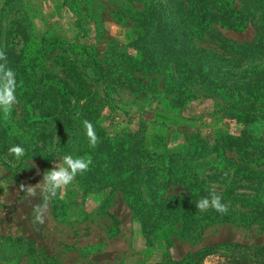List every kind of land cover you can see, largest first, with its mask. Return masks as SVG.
<instances>
[{"label":"rangeland","instance_id":"374dc122","mask_svg":"<svg viewBox=\"0 0 264 264\" xmlns=\"http://www.w3.org/2000/svg\"><path fill=\"white\" fill-rule=\"evenodd\" d=\"M88 2L90 23L83 24L84 27L79 30L74 27V13L62 4V0H0V33L3 36L10 28L17 27L32 36L29 38L31 46L38 44L39 48L35 71L36 77L42 78L41 85L51 82L57 92L62 85H68L78 90L77 95L82 94L78 98L70 94L66 96L73 112L92 96L91 104L98 110V117L92 124L98 137L96 145L101 141L102 146L103 138L107 136L128 141L130 148L124 152L126 159L122 165L128 168L127 174L131 179L138 183L139 186L133 183L135 188H145L153 183L150 171L135 177L134 173L137 172H132L139 160L142 145L153 151L164 143L171 151L172 146H179V142L186 139V142H192L195 152L190 153V147L184 148L183 154L187 151L191 159L183 157L182 160L189 162L190 167L195 165L188 169L187 174L200 185V190L203 189V196H199L198 201L210 198L213 190L221 196L224 189L222 176L210 165L217 164L219 167L222 161L219 157L215 158V151L206 146L209 142L222 143L223 139H233L244 126L243 122L219 121V99L207 95L200 86H194L199 97L170 109L167 100L169 94L160 89L157 78H131L140 74L130 65L136 55L135 48L140 44V37L148 39L150 35L149 30L143 34V29L136 26V15L132 12L140 10V4L134 0ZM252 2L233 1L234 7L239 10L244 6L249 10L255 7V19L250 17L246 27L240 31L214 25L227 39V45L246 44L256 38L260 23H264V0H258L255 4ZM131 3L135 6H129ZM75 37L77 40L72 42ZM55 39L62 41L57 44ZM82 44L91 46L96 59L106 68L105 76L97 78L85 72L79 61L75 60L74 52L68 47L78 51ZM197 44L222 52L217 39L210 40L205 35ZM227 49L222 53L225 57H228V53H225ZM64 59L72 64L73 72V68H65ZM258 59L264 62V55ZM75 72L82 78L74 76ZM130 86L137 87L139 91L132 92ZM46 105L42 103L41 107H31L26 104L19 107L15 102L10 112V115L13 112L11 117L15 120L18 113L23 111L22 118L26 119L23 124L26 130L24 136L31 134V140H37L38 149L30 150L19 158L8 151H0V264H174L187 259L189 255H197L204 247L222 243L240 245L246 250L264 249V218L249 217L240 222L218 216L205 225L197 237L188 235L178 217L170 211L176 208L172 205L187 196H182L184 186L174 181L164 188V194L169 193L172 197H166L168 200L164 206H155V223L149 229L143 227L134 215L132 204L139 197L134 187L135 190H131V186H123L119 190L116 185L120 184L118 178L112 189L106 186L104 180H93L87 184V181L81 182L78 178L81 173L48 201L45 222L34 223L33 205L42 203L36 184L43 179L44 173L56 163L63 165L66 155L87 158L90 147L87 130L80 121L72 124L71 128L58 130L55 134L56 138L59 137L57 142L56 138L37 139L34 133L46 135L50 129L42 119L34 121L43 115L41 110ZM8 126L15 128L16 124L11 121ZM247 128L264 139L263 121L249 124ZM19 130L22 128L19 127ZM231 150L226 148L225 153L235 155ZM210 158L214 161L206 167ZM254 170L264 172V164L255 166ZM155 173L161 174L160 170ZM139 176L143 178L138 179ZM251 177L255 180L243 178L234 184L237 198L253 197L256 200L255 194L264 189V175ZM21 184L35 187L37 195L29 196L21 190ZM139 191L145 193L147 190ZM261 196L264 200V195ZM228 197L224 196L223 200L229 201ZM232 210L236 215L242 212L250 214L252 207L240 206L239 202H235ZM7 237L15 239L12 247L9 241L4 240ZM203 264H232V261L226 256L214 254L204 256Z\"/></svg>","mask_w":264,"mask_h":264},{"label":"trees","instance_id":"16d2710c","mask_svg":"<svg viewBox=\"0 0 264 264\" xmlns=\"http://www.w3.org/2000/svg\"><path fill=\"white\" fill-rule=\"evenodd\" d=\"M134 1L140 4V10L136 9L132 12L136 15V26L143 29V34L149 30L150 35L148 39L140 37V44L135 48L136 55L130 65L134 66V70L140 74L131 76V78L148 77L151 80L157 78L160 89L169 94L167 100L170 109L199 97L194 86H200L208 93L207 95L216 96L217 100L219 99L217 107L219 121L227 119L243 122L244 126L238 130L233 139H223L222 143L209 142L206 146L215 151V158L219 157L222 161L218 167L217 164L210 165L214 161L213 158H210L206 162V167L210 165L212 170H217L222 176L221 182L224 184V189L220 193L222 194L220 197L221 202L228 206V212L220 213L211 206L204 211L196 207L199 202L198 197L203 196L201 193L203 189L200 190V185L188 177L190 175L187 174L188 169L195 165L190 167L189 162L182 160L183 157L191 159L187 151H185V155L183 154L184 148L190 147V153L195 152L192 142H186V139L179 142V146H172L171 151L168 147L166 148L164 143L153 151L148 150L145 144L142 145L139 160L132 172H137L134 173L135 177L139 173L144 174L146 171H150L153 183L149 184V188L133 186V183L139 185L127 174L128 168L122 165V162L125 164L126 159L124 152L128 151L130 144L128 141L116 140L115 136L104 137L102 146L99 141V146L88 147L87 158H91V164L89 169L81 173L78 178L81 182L87 181V184L93 180L99 182L104 180L110 189H112L115 179L118 178L120 184L116 185L119 190L123 186H131V190L136 189V194L139 197L132 204V208L135 209L134 215L138 222L143 227H148L147 229L155 223L153 210L155 211L156 207L164 206V202L166 203L168 200L166 197H172L169 193L164 194V188L171 181L182 184L184 186L182 196H187L172 205L176 208H171L170 211L175 217H178L181 227L192 237H197L204 226L218 216L227 220L237 219L240 222H244L249 217L263 219L264 200L261 195H264V189L255 194L257 195L256 200L253 197L249 199L237 198L234 195L236 187L234 184L244 180L243 178L249 181L255 180L251 177L252 175H264V172L254 170L255 166L264 164V139L254 135L253 131L247 128L249 124L264 122V62L258 59L264 55V23H260L258 34L253 41L240 45H231V43L227 45V39L214 26L240 31L246 27L250 17L255 19L253 14L255 7L249 10V8H245L247 6H244V9L239 10L234 7V0ZM257 1L253 0L251 4H255ZM88 3V0H62V4L74 13V27L79 30H82L83 24L90 23ZM129 6L135 5L131 3ZM204 35L210 40L217 39L222 52L218 53L197 44ZM30 37L32 36L23 29L10 28L3 36L0 33V50L6 54V67L15 73L17 84L15 102L19 104V107L26 104L31 107H41L42 103L47 104L41 110L43 115L38 116L34 121L42 119L50 126V129L46 135L42 133H34V135L37 139L47 137L48 140H52V138H56L55 134L58 130L71 128L72 124H78L79 121L83 124L87 120L93 124L98 117V110L91 104L92 96L86 98L82 106L73 112L69 105V98L66 96L70 94L75 98L81 97L82 94H76L78 90L68 85H62V88L57 92L58 90L54 89L51 82L41 85L42 78L38 79L35 71L39 48H37L38 44L31 46ZM44 38L47 37H42V39ZM75 40L77 37L72 42ZM54 41L60 44L62 40L55 39ZM72 42L71 45L74 47ZM226 47H228V51L225 50V53H228V57L222 54ZM69 48L72 53L74 52L76 57L74 59L79 61L85 72H90L97 78L107 74L106 68L96 59L91 46L82 44L78 47V51ZM3 63L5 61L0 60V64ZM64 64L68 70L73 68L67 59H64ZM71 76L72 74H70ZM74 76L82 78V75H77L76 72ZM130 90L132 92L139 91L137 87L131 86ZM56 99H59L58 103ZM77 113H79L78 116ZM18 114L17 118L12 120L13 112L5 118L3 112L0 111V151L9 153L12 146L19 145L25 150L23 155L25 156L30 150L38 149L37 140L32 141L31 134L24 136L26 130L23 128V124L26 123V119L22 118V116L24 117L23 111ZM11 121L16 124L15 128L8 126ZM19 127L22 130H19ZM58 139L59 137L56 138V142ZM226 148L232 149L231 151L235 155L226 154ZM157 170H160L161 174L156 175ZM142 178V176L138 177V179ZM157 178L160 180L156 181ZM87 184L85 185L87 186ZM139 189L147 191L141 193ZM224 196H229V201L223 200ZM235 202H239L240 206L249 205L252 207V212L250 214L246 212L239 215L234 214L235 210H232V206ZM4 240L9 241L10 247H12L15 239L7 237ZM214 254L226 256L232 261V264H264L263 248L246 250L243 246L230 243H222L210 248L204 247L197 255H189L187 259L174 264H203L204 256ZM28 264L44 263L32 262Z\"/></svg>","mask_w":264,"mask_h":264},{"label":"clouds","instance_id":"9594fccd","mask_svg":"<svg viewBox=\"0 0 264 264\" xmlns=\"http://www.w3.org/2000/svg\"><path fill=\"white\" fill-rule=\"evenodd\" d=\"M0 60L5 61V63L0 64V111L7 118L16 101L15 89L17 84L14 71L6 67V54L2 50H0ZM78 115L79 113H77ZM84 126L87 130L90 146L94 147L98 141V137L95 134L93 125L91 122L85 120ZM9 152L17 158L25 154V150L19 145L12 146ZM90 164V157L74 158L71 155H66L63 157V165L56 163L52 169L44 173L43 179L41 180L43 183L41 184L40 181L36 184L40 189L39 195L42 203L33 205L34 223L43 224L45 222L48 201L57 196L58 190L71 184L78 173L87 171ZM20 188L26 191L31 197L37 195L36 188L31 185L25 186L21 184ZM210 206L220 213L226 214L228 212V206L221 202V197L214 190L210 192V198L205 197L196 204V207L201 211L206 210Z\"/></svg>","mask_w":264,"mask_h":264}]
</instances>
